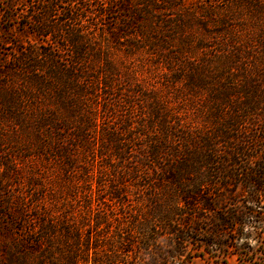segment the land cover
I'll return each mask as SVG.
<instances>
[{"label":"trees","instance_id":"1","mask_svg":"<svg viewBox=\"0 0 264 264\" xmlns=\"http://www.w3.org/2000/svg\"><path fill=\"white\" fill-rule=\"evenodd\" d=\"M206 1L250 14L236 25L188 0H0L7 24L30 8L37 40L3 41L13 57H0V264L87 263L84 243L123 218L150 229L145 251L186 246L206 221L242 264H264V0ZM244 228L259 246L242 255ZM113 244L94 264L123 262ZM181 256L159 248L160 264Z\"/></svg>","mask_w":264,"mask_h":264},{"label":"rangeland","instance_id":"2","mask_svg":"<svg viewBox=\"0 0 264 264\" xmlns=\"http://www.w3.org/2000/svg\"><path fill=\"white\" fill-rule=\"evenodd\" d=\"M26 2V0H21ZM192 5L197 6L199 12L198 13H214V14H222L224 16H229L234 19L233 23L239 25L241 22L238 20L239 15H245L250 13H221V10H213L209 11L206 8V0H188ZM22 3V2H20ZM31 3L28 2L29 5ZM23 9V10H22ZM19 13H13L17 15L18 20L14 23L7 24L5 22L4 17L7 16V13H0V57L4 61H8L13 57V50L10 48L11 44L3 43V41H20V42H37L35 37L31 34V28H25V24L28 23L26 18L21 15L24 14H31V10L26 9L25 5L22 3L19 7ZM24 12V13H23ZM28 12V13H26ZM111 18V17H110ZM117 21V15L115 14L112 17V22ZM114 24V23H113ZM213 24L210 23L211 27ZM12 27V31L5 32L7 28ZM116 27V24L114 25ZM198 30H201L205 33L199 26H195ZM211 29V28H210ZM207 34V33H206ZM115 45V44H113ZM138 57V56H137ZM264 130V124H259V133H262ZM1 160V158H0ZM4 170V165L0 162V175L1 171ZM2 177H0V181ZM238 192L241 195H245L246 190H243L242 187L238 188ZM69 213H84L86 210L83 209H75L74 212L72 210H67ZM264 211V210H263ZM89 213V212H88ZM264 213V212H263ZM77 214V215H78ZM80 219V217H79ZM78 220L76 219V222ZM94 220L88 222V226L84 228V232L82 234V238H85L86 230L89 231L94 226ZM130 219L123 218L119 219L118 221H110L109 224H102L101 225V234L99 237L94 235L95 238H101L98 242V245L95 246V243L90 242L88 246L85 245L80 249L79 254L83 256L84 254L89 256V260L87 263L81 261L79 264H94L93 258L97 255H102L105 250L106 243H114L113 248L115 252L122 257L123 262H116L115 264H160L158 255H159V248H166L169 249L171 252L176 253H184L185 256H181L175 260V264H242V257L235 254L234 246L228 247L226 242L219 238L217 242L211 241L212 239L206 234L207 224L206 221H197L201 230L196 231L193 230L192 232V242L185 245H180L178 240L176 242L172 241L171 238L168 239V243L171 246H163L162 243L156 242V250H148L145 251L144 244L146 240L151 239L152 235L149 229V234L142 232L140 229L132 226L129 224ZM95 228V227H94ZM178 229V228H177ZM183 228H179L181 231ZM242 230V229H241ZM121 234H116V232ZM124 232V233H123ZM237 242L234 245L237 247L238 250L242 252V255L248 252V246L252 248H257L259 243L257 239H252L256 234L254 231H249V228H244L239 233L235 234ZM127 238L131 243H134L131 251L124 252L123 249L120 247V239L119 238ZM119 239V240H118ZM229 240V239H228ZM173 243V244H172ZM229 243V242H228ZM233 245V244H230ZM132 246V247H133ZM88 248V252H86V248ZM148 253L149 255H146ZM136 256V257H135Z\"/></svg>","mask_w":264,"mask_h":264}]
</instances>
